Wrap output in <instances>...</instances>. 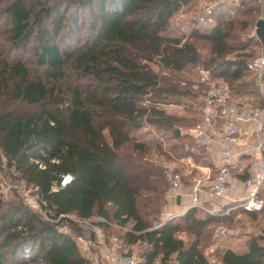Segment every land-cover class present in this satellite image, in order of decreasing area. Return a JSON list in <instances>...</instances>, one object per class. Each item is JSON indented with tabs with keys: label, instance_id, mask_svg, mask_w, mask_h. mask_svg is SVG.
<instances>
[{
	"label": "trees",
	"instance_id": "16d2710c",
	"mask_svg": "<svg viewBox=\"0 0 264 264\" xmlns=\"http://www.w3.org/2000/svg\"><path fill=\"white\" fill-rule=\"evenodd\" d=\"M190 1L11 0L6 7L10 49L25 50L32 38L37 42L36 73L22 58L1 62L0 106L36 109L34 114L16 108L0 110V152L7 167L25 184L36 186L56 216L101 218L104 222L97 225L103 232L111 226L129 227L120 240L125 248L138 243L148 246L142 264H153L158 258L162 264L210 262L200 244L213 218H198L199 209L191 208L153 227L170 188L159 157L170 162H175L170 156L176 161L196 158L191 149L203 148L187 133L174 134L199 123L201 110L197 120H185L155 107L167 97V89L148 66L158 58L163 67L180 72L186 65L199 63L194 44L167 35L170 19ZM86 18L85 39L75 47L61 48L58 40L64 31L71 32L72 25L76 29ZM231 28L230 23L218 20L209 32L191 35L213 49L214 58L206 70L217 71L216 78L228 82L249 72L247 54L239 56L249 45H230ZM234 53V60H225ZM64 88L65 93L61 92ZM57 93L63 98L57 100ZM173 94L183 96L177 91ZM144 126L169 132L179 144L168 152L158 147L152 159L154 151L131 136ZM187 137L191 143H181ZM250 172L243 169L238 177L245 181ZM62 175H70L71 183L51 192ZM242 212L252 220H262L260 233L248 241L243 254L223 251L218 264H264V205L259 212ZM180 233L193 240L186 245L176 237ZM77 235L74 228L70 234L60 232L21 202L0 201V264H89L76 245Z\"/></svg>",
	"mask_w": 264,
	"mask_h": 264
},
{
	"label": "rangeland",
	"instance_id": "374dc122",
	"mask_svg": "<svg viewBox=\"0 0 264 264\" xmlns=\"http://www.w3.org/2000/svg\"><path fill=\"white\" fill-rule=\"evenodd\" d=\"M32 1L44 2V0ZM54 1L56 0H53V2ZM10 2L11 0H0V72L3 69L1 62L11 63L15 58H22L26 67L34 74L37 71L34 65V51L37 46L35 38L30 40L25 50L12 51L10 49L12 33L10 19L6 11V7ZM259 19H264V0H191L189 4L183 6L170 19V28L167 35L172 38L181 39L182 42L194 44L200 60L195 66L186 65L180 72L163 67L158 62V58H155L149 63L148 66L151 71L164 81L167 89L165 94L167 97L161 99L159 101L160 104L154 106L165 110L167 114L177 118L197 120L198 113L201 110L203 96L211 86L218 84L227 85L230 90H234L231 92L235 101H241L254 107L261 105L262 96L264 94V84L258 79L254 72H247L242 78L233 82L217 79V71L211 73L206 70V67L209 66L210 61L214 58L212 47L207 42L196 40L191 37L195 32H209L218 20L230 23L232 28L228 31L233 39L229 41V44L238 47L249 45L248 50L244 53H240L239 56H241V54H247L245 60L251 62L261 56V43L255 36V23ZM88 24L89 21L86 18L84 22L80 20L76 29H74L72 25L69 28L71 32L70 30L64 31L63 35L58 40L60 47H75L81 43L87 35ZM228 28L227 26L226 29ZM236 55L237 53L226 56L225 60H234ZM204 77H207V82L201 81ZM76 83L77 82L74 84ZM176 91L183 94V96L174 95L173 92ZM61 92L65 93V88L62 89ZM62 96V93H57V100L62 99ZM2 101H4V98ZM53 102L55 103V101ZM15 108L23 113H36L35 108L25 107L20 104L12 108H10L7 103H3V105L0 106V110L2 109L4 111ZM180 131L182 134L189 133V130L185 126L180 128ZM104 135L106 141L110 142L107 131L104 132ZM131 136L154 151L152 156L154 160L158 153V147L168 152L172 145L179 144L178 141L172 139L169 132L156 129L152 126H144L141 130L133 132ZM188 137L183 138L181 143H191V139ZM191 152L196 157V161H199L200 165L209 162L210 155L203 149L192 148ZM257 157H240L235 172H238L239 169L243 170L246 168L254 170L258 160ZM170 158L172 161H176L174 157L170 156ZM159 161L160 163H166L170 166H172L173 163L160 157ZM261 162L264 164V127L262 129ZM21 187L26 186L21 182L18 175L14 174L13 170L7 167L5 159L0 152V201L4 204L16 202L25 204L21 197ZM169 192L170 188L167 190L165 198ZM260 197L264 201V184L261 189ZM207 206L211 211L210 214L204 213L201 210V212L197 214L198 218H206V216L213 218V222L203 232L201 238L200 248L205 256L209 258L212 264H218V255L225 250H231L238 254L245 253L248 241L259 235L262 227V220L259 217L256 220H252L251 216L243 213L241 209L237 207V203L226 204L224 202H216L214 204L209 203ZM165 207L166 205L162 209L159 222L153 223L154 228L159 227V225L168 220L179 217H172L174 214L164 215ZM31 211L45 220L43 213ZM91 223L94 226H98L96 218L92 219ZM72 228L77 231L76 226L70 223L66 224L64 222L59 225V230L65 234H70ZM128 229L129 227L120 229L111 226L108 231L103 232L101 229V232L103 239L109 242L112 238L120 239V236ZM84 236L87 238L90 237L89 234L86 233ZM176 237L183 240L186 245L193 240V236L186 233H180ZM125 251L129 255L134 256L138 260V264H142L144 262V254L149 251V248L144 243H138L132 247L125 248ZM83 256L89 261V264H108L106 254L97 243H95V246L91 249V254L88 256L84 254ZM24 258L27 260V257ZM153 264H162L160 258L156 259Z\"/></svg>",
	"mask_w": 264,
	"mask_h": 264
},
{
	"label": "built area",
	"instance_id": "2783aa9c",
	"mask_svg": "<svg viewBox=\"0 0 264 264\" xmlns=\"http://www.w3.org/2000/svg\"><path fill=\"white\" fill-rule=\"evenodd\" d=\"M247 70L254 72L264 84V58L262 56L249 62ZM207 80V77L201 79L202 82H207ZM240 125L252 126L249 135L255 142L253 151L259 152L264 126V94L261 106L252 107L244 102L235 101L227 85L211 86L202 98L200 122L188 132L199 145L217 144L221 164L214 169L205 168L201 176L192 179L189 186L192 208H197L204 213H211L208 208L199 204L197 198L198 194L206 188L209 190L208 196L211 204H214L218 199H228L229 182L234 179L232 169L236 166L239 157L234 149L240 145L238 137V126ZM38 166L40 169H44L41 164ZM162 168L169 182L170 191L173 192L172 196L176 197L182 183L181 176L169 164H162ZM71 181L72 177L70 175L60 176L58 183L52 186L51 192L65 188ZM21 182L26 186L20 188L22 189L21 197L30 210L43 213L45 221L56 225L58 230L59 225L64 222L76 226L79 233L76 237V245L82 255L88 256L91 254V249L97 243L106 254L108 264H138V260L125 251V246L120 239L112 238L109 242H106L103 239L101 229L99 226L92 225V220L81 219L72 214H59L56 216L53 209L47 207L36 186H29L23 181ZM263 184L264 164L260 160L257 162L252 176L242 182V191L245 197L237 203V207L247 213L261 211L264 205V201L260 197ZM178 216L180 215L172 217ZM96 219L98 222H104L101 218ZM85 233L89 234L90 237H85ZM25 257L28 258L27 251ZM209 264H212V262L210 261Z\"/></svg>",
	"mask_w": 264,
	"mask_h": 264
},
{
	"label": "crops",
	"instance_id": "0c3cea01",
	"mask_svg": "<svg viewBox=\"0 0 264 264\" xmlns=\"http://www.w3.org/2000/svg\"><path fill=\"white\" fill-rule=\"evenodd\" d=\"M263 99V96H262ZM262 104V103H261ZM251 106V105H250ZM252 130V126L250 125H240L238 126L239 131V141L240 145L234 149V152L239 155L237 159L236 166L239 162L240 157L253 156L257 157L258 161L261 160V150L257 152L253 151V147L255 146V142L253 138L249 135ZM189 136H191L188 133ZM203 147L202 149L209 153V162L207 164H199V161H196V158L193 157H184L172 163V167L176 170L181 176V187L177 191V196H172V191H170L166 197V207L164 210V215H183L189 209L192 208V202L189 197V186L192 183V179L198 176H201L205 171V168L214 169L215 167L221 164V156L219 153V146L217 144L210 145H200ZM261 149H262V136H261ZM242 172V169H239L238 172L234 173V179L229 182V193L228 199H218L216 202H224L226 204L229 203H239L244 199L245 195L242 191V180L238 177V174ZM254 170H251V176ZM209 190L203 189L197 196L198 202L200 205L207 208L208 204H211V201L208 196ZM215 202V203H216ZM236 253V252H235ZM238 254V253H237Z\"/></svg>",
	"mask_w": 264,
	"mask_h": 264
},
{
	"label": "water",
	"instance_id": "95a60500",
	"mask_svg": "<svg viewBox=\"0 0 264 264\" xmlns=\"http://www.w3.org/2000/svg\"><path fill=\"white\" fill-rule=\"evenodd\" d=\"M255 36L261 43V56L264 58V19H259L255 23ZM264 81V76H263ZM174 134L180 136V130H175Z\"/></svg>",
	"mask_w": 264,
	"mask_h": 264
}]
</instances>
